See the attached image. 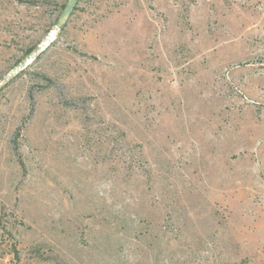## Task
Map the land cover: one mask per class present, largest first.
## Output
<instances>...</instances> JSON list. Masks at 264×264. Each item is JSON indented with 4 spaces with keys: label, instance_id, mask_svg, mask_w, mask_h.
<instances>
[{
    "label": "rangeland",
    "instance_id": "obj_1",
    "mask_svg": "<svg viewBox=\"0 0 264 264\" xmlns=\"http://www.w3.org/2000/svg\"><path fill=\"white\" fill-rule=\"evenodd\" d=\"M68 0H0V84ZM0 264H264V0H80L0 89Z\"/></svg>",
    "mask_w": 264,
    "mask_h": 264
},
{
    "label": "water",
    "instance_id": "obj_2",
    "mask_svg": "<svg viewBox=\"0 0 264 264\" xmlns=\"http://www.w3.org/2000/svg\"><path fill=\"white\" fill-rule=\"evenodd\" d=\"M79 1L80 0H68L65 9L56 24L54 32L47 38L46 42L42 43L34 50V53L31 55L30 60H27L22 63L14 73L10 74L3 80V82L0 84V89L6 86L8 82H10L13 78H15L17 74H19V72L24 70L30 64L31 61L36 60V58L55 41L57 34L60 33L64 26L68 23Z\"/></svg>",
    "mask_w": 264,
    "mask_h": 264
}]
</instances>
